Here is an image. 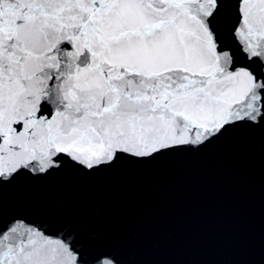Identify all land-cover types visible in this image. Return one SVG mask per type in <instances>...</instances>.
<instances>
[{"label": "snow or ice", "instance_id": "1", "mask_svg": "<svg viewBox=\"0 0 264 264\" xmlns=\"http://www.w3.org/2000/svg\"><path fill=\"white\" fill-rule=\"evenodd\" d=\"M0 264H264V0H0Z\"/></svg>", "mask_w": 264, "mask_h": 264}, {"label": "water", "instance_id": "2", "mask_svg": "<svg viewBox=\"0 0 264 264\" xmlns=\"http://www.w3.org/2000/svg\"><path fill=\"white\" fill-rule=\"evenodd\" d=\"M195 177L168 178L157 177L146 183L142 188L138 189L136 194L145 196H156L168 192L184 191L188 188Z\"/></svg>", "mask_w": 264, "mask_h": 264}]
</instances>
